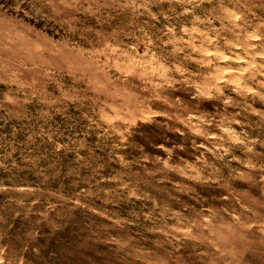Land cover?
<instances>
[{"label":"rangeland","instance_id":"obj_1","mask_svg":"<svg viewBox=\"0 0 264 264\" xmlns=\"http://www.w3.org/2000/svg\"><path fill=\"white\" fill-rule=\"evenodd\" d=\"M0 264H264V0H0Z\"/></svg>","mask_w":264,"mask_h":264}]
</instances>
